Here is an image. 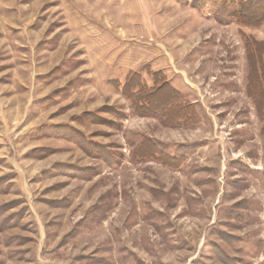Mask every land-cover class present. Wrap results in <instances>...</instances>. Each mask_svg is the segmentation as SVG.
I'll return each instance as SVG.
<instances>
[{"label": "rangeland", "instance_id": "1", "mask_svg": "<svg viewBox=\"0 0 264 264\" xmlns=\"http://www.w3.org/2000/svg\"><path fill=\"white\" fill-rule=\"evenodd\" d=\"M0 264H264V0H0Z\"/></svg>", "mask_w": 264, "mask_h": 264}]
</instances>
